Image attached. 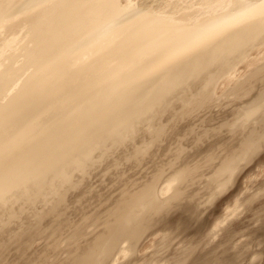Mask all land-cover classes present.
<instances>
[{"label": "rangeland", "instance_id": "374dc122", "mask_svg": "<svg viewBox=\"0 0 264 264\" xmlns=\"http://www.w3.org/2000/svg\"><path fill=\"white\" fill-rule=\"evenodd\" d=\"M188 62L0 161V264H264V31Z\"/></svg>", "mask_w": 264, "mask_h": 264}, {"label": "bare ground", "instance_id": "6f19581e", "mask_svg": "<svg viewBox=\"0 0 264 264\" xmlns=\"http://www.w3.org/2000/svg\"><path fill=\"white\" fill-rule=\"evenodd\" d=\"M194 1L201 7L182 0H0V161L54 128L74 126L142 78L199 64L264 31V0ZM20 54L29 58L15 66Z\"/></svg>", "mask_w": 264, "mask_h": 264}]
</instances>
